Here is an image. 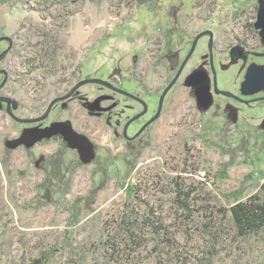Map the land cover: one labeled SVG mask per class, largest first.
I'll use <instances>...</instances> for the list:
<instances>
[{"label": "rangeland", "instance_id": "rangeland-1", "mask_svg": "<svg viewBox=\"0 0 264 264\" xmlns=\"http://www.w3.org/2000/svg\"><path fill=\"white\" fill-rule=\"evenodd\" d=\"M258 8V0H0V70L8 76L4 92L30 117L43 113L44 105L68 92L71 83L90 78L121 77L130 89L132 83L157 88L172 76L173 54L182 57L192 33L205 29L215 34L221 86L241 87L251 64L264 67V42L253 26ZM176 21L181 40L167 32ZM80 33L86 34L83 39ZM206 41L199 43L186 75L205 69L198 60L207 54ZM175 43L179 51L172 48ZM102 94L111 92L96 84L82 86L66 114L64 108L53 112L59 124L48 126L23 127L11 118L13 109L0 108V264H264V232L238 238L224 197L253 194L263 181L262 121L213 128L215 121L226 120L223 111L214 116L220 102L201 110L181 79L166 97V104L175 101L162 119L169 127L152 128V142L134 164L132 156L121 155L126 153L115 142L113 128L101 123ZM244 113L260 118L264 104ZM55 134L77 149L83 165L69 193L44 205L36 189L43 174L32 160L55 151V143L39 144ZM108 152L110 181L97 194L94 212L68 226L66 202L87 193L91 163L106 159ZM200 170L209 179L200 180ZM176 177L190 198L174 197L169 181ZM127 185L156 208L175 245L156 247L151 234L138 248L128 244L120 224L134 200Z\"/></svg>", "mask_w": 264, "mask_h": 264}, {"label": "flooded vegetation", "instance_id": "flooded-vegetation-1", "mask_svg": "<svg viewBox=\"0 0 264 264\" xmlns=\"http://www.w3.org/2000/svg\"><path fill=\"white\" fill-rule=\"evenodd\" d=\"M171 26L174 27L169 29L167 32L170 33L172 36L176 34L174 40H181L182 32L180 30L181 28L180 22L179 23L177 21L175 23L173 22V25ZM199 34H202V36L197 40L194 50L191 52L194 41ZM192 35H193V39L190 41V44L187 50L185 51L184 55L181 57L179 52H176L175 54H173V58L170 60L171 62L170 70L172 75L171 78H166L163 82L159 84L157 88H152V87L149 88L150 87L149 84H147L145 88L140 83H132L134 86L132 89H130L127 87L126 84L122 83L123 79L121 77H112L111 78L113 79L112 81L96 78L106 82V85H102V84H96V85L101 87L103 90L111 92V95L102 94L98 98L99 116L103 126H106L107 128H113V131L115 132V135L113 136L115 142H118L121 145V147L124 148V153H126L121 155L123 156L130 155L132 157H135L137 152H141L142 154L145 148L149 146L152 142V137H151L152 128L169 127L167 122L162 121V119L164 113L166 112L165 110L168 109L170 106H173L175 101L173 99L172 100L169 99L168 103L166 104V97L168 96V94L174 91L175 87L177 86V84L180 82L181 79L183 80V84H184L186 77L190 74L189 71L188 72L189 74L187 73L186 75L185 73L186 68L189 62L192 59H194L195 56L197 57L196 54H197L198 45L204 38L207 40L206 41L207 46L205 48L207 49V54L200 55L199 56L200 59L198 61H200V63L201 62L203 63L205 69H201V70H203L208 76L207 84L212 94V101L209 108H211L217 102H220L219 104H217V107L214 108L215 109L214 116L218 115L220 111H223V115L226 118L225 121L223 122L220 121L218 124L215 121L214 122L215 124H213L214 125L213 128H245L244 124H246V122H248L249 120H254V119H260V123L262 121V126L264 128V115H262L260 118L259 116L257 118H253L246 116L244 113V108L258 107L260 104H264V89L255 94L245 95L242 93L241 87L235 86L234 88L231 89L221 86L218 76L219 73L218 67H220L221 69L223 67L216 64V61L214 59V52L216 45V38L214 31L210 29L209 30L205 29L200 32L194 31ZM165 36L168 35L165 34ZM210 43L212 50L211 54L209 51ZM171 46L173 49H178L177 51H179L178 47H180L181 45H176L175 43L174 45ZM237 47L240 48L239 50H237V53L239 54V56H241L244 53L243 52L244 46L242 45V43H240ZM234 53L235 52H232L231 55L234 56L233 55ZM229 55H230V51H229ZM226 56L227 58L231 57L228 55ZM179 70H180V74L176 82L171 86L169 91L161 100V96L164 89L175 78ZM0 76H2L4 82L3 86L0 88V108L5 107L6 110L8 111L13 109L15 113L12 114L11 118L14 121H16L14 118L20 120H31V119H38L43 117L42 120L31 123L19 122L23 127H32L36 125H41L43 123H46L45 126H48L53 124V122L55 124H59L56 123L57 121L56 119L55 120L52 119L53 112L56 110V108H64L63 113L66 114L67 111L69 110L71 99L76 95L77 90L80 89L82 86H84L82 85L79 88H77L76 91L73 94H71L68 98L60 99L56 101L49 109V106L52 101L62 98L67 94H69V92L73 89V87L81 81L75 83V85H72L71 83L70 86L68 87L69 88L68 92L54 96V98L49 103H46L44 105L45 111L43 113L35 114L34 116L28 117L24 114L25 108L22 107L21 105H18L13 98L6 96L4 92L5 85L8 82V76L4 77L2 73H0ZM69 79L72 80L71 77ZM107 85L112 86V88H109ZM215 85L218 90L227 91L231 93L233 96L215 94ZM159 87H162L161 90L155 92V90L157 89L159 90ZM185 88L190 92L191 95L190 98L193 101V103L198 106V103L196 102V99L194 97V92L192 87L185 86ZM146 89L149 90L146 91ZM64 121L65 119L60 120V123H63ZM55 135H58L60 137H56L57 138L56 140H54V138H51L52 136L49 137L51 138L50 143H55L58 147V141H61V138L66 140V142L72 148L74 153H76V155L80 158V162H81V156L79 155V152L77 151V149H74L71 146V144L67 141L65 136L62 134H55ZM46 139L48 138L39 141V144L40 145L50 144V143H44ZM40 156L41 155H39L38 157ZM110 160L111 157L109 159V152H108V157L100 161L102 163V166L105 167V163L110 164V166L113 164V161Z\"/></svg>", "mask_w": 264, "mask_h": 264}, {"label": "trees", "instance_id": "trees-1", "mask_svg": "<svg viewBox=\"0 0 264 264\" xmlns=\"http://www.w3.org/2000/svg\"><path fill=\"white\" fill-rule=\"evenodd\" d=\"M56 137L60 136L54 135L51 138L56 140ZM51 138L46 139L44 143H50ZM89 143L93 145L92 142ZM140 155L141 152H137L133 157L134 164ZM31 158L34 157L31 156ZM32 162L38 164L39 170L43 174V179L36 189L40 196L39 199L44 205L57 203L59 199L69 193L73 175L83 165L80 158L62 138L61 141H58V147L52 154L36 156L35 162L34 160ZM91 164H93L92 186L85 195L78 196L65 204L69 214L68 226L78 224L94 212L93 205L97 194L110 181L108 171L110 164L105 163L104 167L99 159ZM222 165L224 169L227 167V164ZM169 184L173 189L174 197H191V193L189 190H185L186 187L180 177L170 180ZM154 185L158 186L159 182L154 180ZM123 188L125 187L123 186ZM126 191L134 199L128 202L124 214L120 217V224L126 231L128 244H133L138 248L142 245L145 235L151 234L155 237L156 247L175 245L168 229L163 224L161 215L156 212L157 210L151 202L141 198L139 194L137 195L134 187L127 185ZM224 197L230 203L226 214L238 238L246 239L264 232V178L259 184L258 190L253 194L242 195L240 192H233L225 194Z\"/></svg>", "mask_w": 264, "mask_h": 264}, {"label": "water", "instance_id": "water-1", "mask_svg": "<svg viewBox=\"0 0 264 264\" xmlns=\"http://www.w3.org/2000/svg\"><path fill=\"white\" fill-rule=\"evenodd\" d=\"M258 1H259V8L257 11L256 21L254 22L253 26L256 30L259 31V35H260L262 41L264 42V0H258ZM201 36H202V34H199L196 37L194 44H193V47L191 49V52L194 50L196 42ZM8 41H10V40H8ZM209 51L211 54V52H212L211 43L209 44ZM191 52H190V54H191ZM1 57L2 56H0V59H1ZM0 73L6 74L5 71H1ZM179 74H180V70L178 71L175 78L170 82V84L164 89L162 96H161V100L164 98V96L169 91L171 86L176 82ZM207 81H208L207 74L203 70L198 69V70H195L192 73H190L186 77V80L184 82L185 86L192 87L193 92H194V97H195L196 102L198 103V106L201 110H207L211 104V101H212V94H211L210 89L208 87ZM3 84H4V82L1 83L0 88L3 86ZM86 84L106 85V82L99 80V79H96V78L83 80V81L79 82L78 84H76L73 87V89L69 92V94H67L66 96H64L62 98H59V99L52 101L50 106H49V109L51 108V106L56 101H58L60 99L68 98L71 94H73L76 91L77 88H79L82 85H86ZM107 86L109 88H112V86H110V85H107ZM263 89H264V67H260V66H257L255 64H251L247 68L244 82L241 84L242 93L245 95H251V94H255V93H257ZM215 94L233 96L231 93H229L227 91L218 90L216 85H215ZM14 119L18 122H30L31 123V122L42 120L43 117L38 118V119H31V120H20L17 118H14Z\"/></svg>", "mask_w": 264, "mask_h": 264}, {"label": "built area", "instance_id": "built-area-1", "mask_svg": "<svg viewBox=\"0 0 264 264\" xmlns=\"http://www.w3.org/2000/svg\"><path fill=\"white\" fill-rule=\"evenodd\" d=\"M198 178L202 181L207 180L209 179V174L205 170L204 171L200 170L198 172Z\"/></svg>", "mask_w": 264, "mask_h": 264}, {"label": "bare ground", "instance_id": "bare-ground-1", "mask_svg": "<svg viewBox=\"0 0 264 264\" xmlns=\"http://www.w3.org/2000/svg\"><path fill=\"white\" fill-rule=\"evenodd\" d=\"M86 34H84V33H80L79 35H78V37L80 38V39H83V37L85 36Z\"/></svg>", "mask_w": 264, "mask_h": 264}]
</instances>
